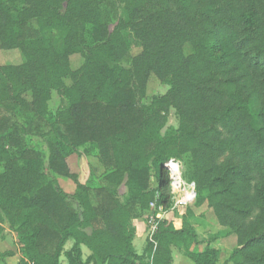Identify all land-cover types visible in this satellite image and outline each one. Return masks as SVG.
<instances>
[{"label":"trees","instance_id":"1","mask_svg":"<svg viewBox=\"0 0 264 264\" xmlns=\"http://www.w3.org/2000/svg\"><path fill=\"white\" fill-rule=\"evenodd\" d=\"M118 1L123 16L110 33L107 0H0V50L24 59L0 68V223L22 246L18 264H63V256L65 264H172L173 247L194 264H220L216 248L191 250L200 240L187 219L180 229L160 222L143 253L134 248V209L143 217L153 201L173 204L163 171L171 155L191 165L196 206L208 203L222 228L218 237L237 238L223 264H264V0ZM127 33L141 47L134 57ZM75 54L83 58L78 69L70 63ZM124 61L132 72L116 78ZM152 75L171 80L155 99L157 110L137 101ZM52 90L61 97L58 136L74 150L89 145L107 185L93 188L70 175L81 213L45 168L26 158L8 111L20 106L43 117ZM168 106L179 128L163 136ZM228 152L234 159L219 161ZM63 162L52 145L51 170L68 175ZM122 185L124 203L110 189ZM83 247L91 252L86 260Z\"/></svg>","mask_w":264,"mask_h":264},{"label":"rangeland","instance_id":"2","mask_svg":"<svg viewBox=\"0 0 264 264\" xmlns=\"http://www.w3.org/2000/svg\"><path fill=\"white\" fill-rule=\"evenodd\" d=\"M65 6V4H64ZM107 24L110 33H113L115 28L118 25L120 18L123 16V6L119 3L118 0H107ZM32 34L36 37H39L38 26L34 21L32 24ZM127 40L130 45V54L131 57L138 55L141 52V47L138 43L135 42L131 34L127 33ZM184 51L186 55L192 53V47L189 44L185 45ZM24 61L21 53L17 50H0V68L8 65H19ZM70 63L72 69H78L83 64V58L79 54L72 55L70 58ZM115 77L120 78V75L125 74L126 71L132 72V66L130 62L124 61L117 64L115 68ZM66 84L70 85V80L66 79ZM171 88V80L166 79L164 82H161L155 75H152L147 84L146 89L143 92L137 94V101L140 105L143 106H153L154 110L161 108V106L155 105V99H160L165 96ZM30 94L24 96L28 102H32V98L29 97ZM50 100L48 101V111L45 113V116L40 117L38 114L34 113L31 108H18L9 109V114L12 119L14 128L17 130V137L20 140L21 150L26 153V158L29 157L31 162L35 165H40L45 168L48 173L50 181L56 186L58 191L66 194L68 197L67 204L71 210L76 213H81L82 209L79 206L76 195L79 193L74 182V179L70 177L73 175L78 177L81 183L87 184L90 187L98 188L102 185L107 186L103 183V169L100 166L96 152L89 150V145L78 149L68 148L62 138L58 136L57 130L60 132L64 131V125L60 116V95L56 90H52L50 94ZM164 107V106H163ZM162 116L166 119V125L162 130V135L166 136L168 132L172 130H177L179 128V117L177 111L174 107L168 106L166 111H162ZM43 121H40L39 119ZM55 145L61 155L64 157V166L68 175L59 174L51 170L50 168V158H51V147ZM235 154L228 152L224 159H219V161H230L234 159ZM172 162H176L180 165V177L184 185H194L196 197L190 193L188 195L189 200L185 199L184 188H180L171 192L172 196V206L169 209L163 207H157L156 202L153 201L149 205V209L145 212L144 216H140L139 210L134 209V217L132 220V225L134 220L144 219L146 224V240L152 239L153 234L160 222L167 221L170 224L179 223L182 227L184 219L190 220V222L195 227V230L198 234L200 244L194 246L191 250L193 252H201L207 246H211L220 251V264H223L229 255L238 247L237 238L234 235H226L222 238H219L220 231L222 228L218 225L215 214L211 209L208 208V203L204 202L201 206H196V202L199 196L198 185L192 179V168L191 165L185 161H180L174 155L169 157L167 164H165L163 171H167L169 165ZM155 169L153 170V178L151 180V187L157 188V179L155 177ZM170 180V179H169ZM171 182V181H170ZM171 186V185H170ZM188 187V186H187ZM121 202H125L127 189L124 185L120 187H110ZM202 198L204 194L201 193ZM91 201L95 205V194L91 193ZM194 198V200H192ZM1 239L7 237L6 244L0 242V247L11 246L13 249L21 255L22 246L18 242V237L14 232L10 230L8 223H0ZM175 226V225H174ZM134 227V226H133ZM176 228V227H175ZM7 231V235H5ZM154 231V233H153ZM153 233V234H152ZM218 237V238H217ZM146 240L138 238L136 240V250L138 254L143 253V247H145ZM73 245V241H69L65 247V251L70 250ZM172 253L175 256L176 264H194L192 261L187 259L185 255V250L182 248H172ZM91 255V252L83 247V259L86 260ZM1 261V260H0ZM63 264L66 263V259L63 256L61 258ZM174 262V259H173ZM173 264V263H172Z\"/></svg>","mask_w":264,"mask_h":264},{"label":"crops","instance_id":"3","mask_svg":"<svg viewBox=\"0 0 264 264\" xmlns=\"http://www.w3.org/2000/svg\"><path fill=\"white\" fill-rule=\"evenodd\" d=\"M176 229H180L181 228V225L179 223H175L174 224ZM133 226L136 230V234H135V238H134V241H133V245H134V248L136 250V240L138 238H141V239H144V242L146 240V224H145V220L144 219H137V220H134V223H133ZM5 235H7V231H5ZM0 237H2L0 235ZM6 244V241H7V237L5 236V238L1 239L0 238V242H2ZM145 247H143V250H144ZM6 252H12L13 255L12 256H9V257H5V258H0V264H18L21 260V255L19 253H17L13 247L11 246V248L8 246H3V247H0V254H3V253H6ZM137 252V250H136ZM173 258H174V262L173 264H176V261H175V256L173 254ZM188 259V258H187ZM221 261V259H220Z\"/></svg>","mask_w":264,"mask_h":264},{"label":"built area","instance_id":"4","mask_svg":"<svg viewBox=\"0 0 264 264\" xmlns=\"http://www.w3.org/2000/svg\"><path fill=\"white\" fill-rule=\"evenodd\" d=\"M167 173V176L168 178L170 179V187H171V192H174L176 189L178 191V189L180 188H184V192H185V199L186 200H189L190 199L188 198V195L191 193L194 198L196 197L195 195V189L192 188L194 187V185L190 186V185H184V183L182 182L181 180V175H180V165L176 162H172L170 165H169V168L167 171H165ZM194 198L192 200H194ZM154 233V231H153ZM152 233V234H153Z\"/></svg>","mask_w":264,"mask_h":264}]
</instances>
